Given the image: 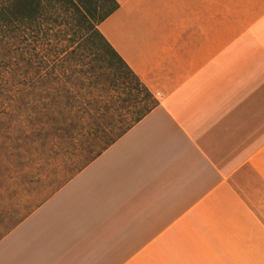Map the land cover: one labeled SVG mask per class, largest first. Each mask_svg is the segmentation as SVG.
Segmentation results:
<instances>
[{"label":"crops","instance_id":"crops-1","mask_svg":"<svg viewBox=\"0 0 264 264\" xmlns=\"http://www.w3.org/2000/svg\"><path fill=\"white\" fill-rule=\"evenodd\" d=\"M115 1L98 29L157 105L0 237V264H264V0Z\"/></svg>","mask_w":264,"mask_h":264},{"label":"trees","instance_id":"trees-1","mask_svg":"<svg viewBox=\"0 0 264 264\" xmlns=\"http://www.w3.org/2000/svg\"><path fill=\"white\" fill-rule=\"evenodd\" d=\"M118 7L115 0H0V167L9 174L106 135L69 169L65 184L157 105L107 132L125 80L142 85L98 29Z\"/></svg>","mask_w":264,"mask_h":264},{"label":"rangeland","instance_id":"rangeland-1","mask_svg":"<svg viewBox=\"0 0 264 264\" xmlns=\"http://www.w3.org/2000/svg\"><path fill=\"white\" fill-rule=\"evenodd\" d=\"M166 79L170 81L169 78ZM161 85L164 86L163 83ZM124 86L126 92L114 104L117 111L112 112L113 126H107V132L114 133L120 126L128 124L137 111L154 104L160 95L159 89L156 93H152L143 84L138 89L134 88V84L129 79L125 80ZM105 137L106 135L99 133L95 137L83 138L76 152L60 154L55 159L46 160L44 164L32 163L20 169L15 168L11 174L7 172L6 167H0V237L9 231L22 216L28 214L53 191L60 188L63 185L61 181L68 175L69 169L81 159L87 148L90 146L96 151ZM9 161L8 158L2 157V162H5L6 166ZM21 197H29L31 201L24 206L12 205V198Z\"/></svg>","mask_w":264,"mask_h":264}]
</instances>
